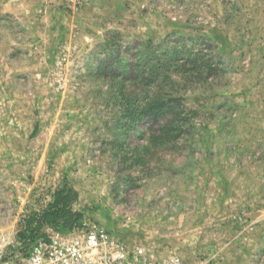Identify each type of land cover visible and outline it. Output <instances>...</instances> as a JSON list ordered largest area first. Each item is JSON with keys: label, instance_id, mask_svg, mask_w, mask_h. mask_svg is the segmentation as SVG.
<instances>
[{"label": "rangeland", "instance_id": "1", "mask_svg": "<svg viewBox=\"0 0 264 264\" xmlns=\"http://www.w3.org/2000/svg\"><path fill=\"white\" fill-rule=\"evenodd\" d=\"M62 186L152 264H264V0H0V231Z\"/></svg>", "mask_w": 264, "mask_h": 264}, {"label": "built area", "instance_id": "2", "mask_svg": "<svg viewBox=\"0 0 264 264\" xmlns=\"http://www.w3.org/2000/svg\"><path fill=\"white\" fill-rule=\"evenodd\" d=\"M0 264H152L141 247L128 248L107 229L53 231L33 241L0 231Z\"/></svg>", "mask_w": 264, "mask_h": 264}, {"label": "trees", "instance_id": "3", "mask_svg": "<svg viewBox=\"0 0 264 264\" xmlns=\"http://www.w3.org/2000/svg\"><path fill=\"white\" fill-rule=\"evenodd\" d=\"M136 48V60L134 61L133 64V70L132 74L133 77L132 79L134 80H147L151 79L150 75L146 76L145 72L141 67L142 66H147L149 65L150 68L154 71L155 67H162L161 72L166 73L165 76H161L163 79L164 77L169 78V75L167 72H169L170 69L174 70L177 72V69L183 65V62H179L177 59L175 60V57H170L169 59L165 60V57H159L156 60V63H151L148 61H145L141 63L140 61V55L141 52L139 49ZM192 58L186 59V61L191 60ZM165 61H168L171 65L165 67ZM193 65H196L195 63H192ZM115 70V69H113ZM184 71L188 72L189 68H184ZM150 74L152 71H148ZM178 73V72H177ZM160 74H157V77ZM117 79H131L128 78L126 75H116ZM142 82V81H141ZM179 96V95H178ZM150 96L144 97V103L143 105L141 102L139 103L136 98H132L131 100H127L126 102V108L124 109L125 112H127L132 119L136 118L139 116V113H142V115L148 116L152 120H156L159 117V113L161 108L165 105L168 104L167 101H165L163 98L156 97L151 100H148ZM173 100V99H172ZM176 101H179L177 98L175 99ZM139 103V104H138ZM179 104V103H177ZM138 106V107H137ZM165 127L162 126L161 129H164ZM156 138H161V136H157ZM78 193L75 189L67 187V186H62L60 188H57L53 194H52V199L38 212H34L31 214H28L24 216L21 221L20 225L22 228L18 232V238L24 239L27 238L29 241H33L37 237L41 236L40 233L45 229V228H54V229H59V231H65V230H73L77 229L82 226V219L83 215L81 212L75 211L72 209V203L74 200L77 199Z\"/></svg>", "mask_w": 264, "mask_h": 264}]
</instances>
